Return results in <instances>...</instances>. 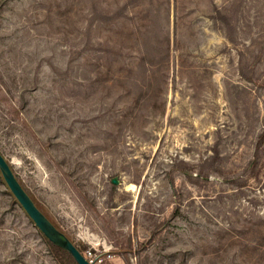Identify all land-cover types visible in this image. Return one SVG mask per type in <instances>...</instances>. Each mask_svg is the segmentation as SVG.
Here are the masks:
<instances>
[{
	"label": "rangeland",
	"instance_id": "1",
	"mask_svg": "<svg viewBox=\"0 0 264 264\" xmlns=\"http://www.w3.org/2000/svg\"><path fill=\"white\" fill-rule=\"evenodd\" d=\"M262 130L264 0H0V153L94 264H264ZM59 257L0 174V264Z\"/></svg>",
	"mask_w": 264,
	"mask_h": 264
},
{
	"label": "water",
	"instance_id": "2",
	"mask_svg": "<svg viewBox=\"0 0 264 264\" xmlns=\"http://www.w3.org/2000/svg\"><path fill=\"white\" fill-rule=\"evenodd\" d=\"M0 173L12 195L49 241L70 253L78 264H93L84 257L73 241L64 232L59 230L36 205L32 197L27 193L16 177L10 163L1 153ZM114 182L117 183V180Z\"/></svg>",
	"mask_w": 264,
	"mask_h": 264
},
{
	"label": "trees",
	"instance_id": "3",
	"mask_svg": "<svg viewBox=\"0 0 264 264\" xmlns=\"http://www.w3.org/2000/svg\"><path fill=\"white\" fill-rule=\"evenodd\" d=\"M264 138V130H262L261 134L259 135L258 139H262ZM1 174V173H0ZM32 199L34 200V202L36 203V205L40 208V205L37 203L36 199L31 195ZM45 215L52 221V223L59 229L62 231V229L49 217V215L44 212ZM46 238V237H45ZM47 239V238H46ZM49 245L51 246V248L60 256V263L61 264H66V262H71L72 264H78L74 258L71 256L70 253H68L66 250L54 245L51 241H49L47 239ZM76 245V244H75ZM77 248L80 250V252L83 254V250L77 246Z\"/></svg>",
	"mask_w": 264,
	"mask_h": 264
},
{
	"label": "built area",
	"instance_id": "4",
	"mask_svg": "<svg viewBox=\"0 0 264 264\" xmlns=\"http://www.w3.org/2000/svg\"><path fill=\"white\" fill-rule=\"evenodd\" d=\"M83 255H84V257H85V254L83 253ZM89 255L91 256V259H92V252L91 251H89ZM96 260V258L95 259H93V260H88L90 263H93L94 264V261Z\"/></svg>",
	"mask_w": 264,
	"mask_h": 264
},
{
	"label": "bare ground",
	"instance_id": "5",
	"mask_svg": "<svg viewBox=\"0 0 264 264\" xmlns=\"http://www.w3.org/2000/svg\"><path fill=\"white\" fill-rule=\"evenodd\" d=\"M134 188V185L131 184V185H128V189H133Z\"/></svg>",
	"mask_w": 264,
	"mask_h": 264
}]
</instances>
